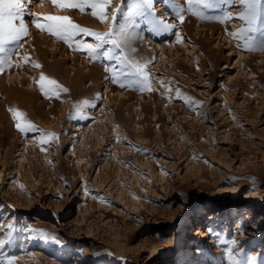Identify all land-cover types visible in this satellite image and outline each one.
<instances>
[{
	"label": "rangeland",
	"instance_id": "obj_1",
	"mask_svg": "<svg viewBox=\"0 0 264 264\" xmlns=\"http://www.w3.org/2000/svg\"><path fill=\"white\" fill-rule=\"evenodd\" d=\"M138 4L111 0L115 20L51 0L29 6L110 32L101 51L112 60H90L27 14L28 35L0 45V239L16 228L0 260L264 264V33L240 31L238 0H194L190 10L187 0H155L147 21L127 18ZM41 74L68 91L45 81L44 96Z\"/></svg>",
	"mask_w": 264,
	"mask_h": 264
},
{
	"label": "snow or ice",
	"instance_id": "obj_2",
	"mask_svg": "<svg viewBox=\"0 0 264 264\" xmlns=\"http://www.w3.org/2000/svg\"><path fill=\"white\" fill-rule=\"evenodd\" d=\"M43 0H41V3ZM52 4L60 5L61 7H67L70 9H76L80 12H84L86 8L92 10L93 17H99L101 20H105L106 17L111 15V18L115 20V13H106L105 6L111 3V0H51ZM162 2V0H161ZM189 5V10L194 2V0H187ZM197 3H203L205 7L209 6L212 0H196ZM228 3L236 4L237 0H227ZM32 3V0H0V45H3L6 42H20L24 37L28 35L29 25L25 22V15L32 16L31 24L37 29L44 30L47 28V32L56 37L57 39L68 44L69 48H72V43L75 42V50L79 51L83 49L90 60H112L115 59L110 54V51H101L104 48L105 44L109 43L108 37L112 34L109 33H99L93 32L86 28H83L75 23H73L68 16L60 15H47L41 17L39 14H34L29 11V6ZM238 3L243 6V11L238 14V18L246 22L248 27L246 29H240L241 32L253 33L261 31L264 33V25H261L260 22L264 18V0H238ZM154 4L155 0H140V4L136 5L133 9H130L127 14V18L131 19L135 16L144 17L148 20L149 14H154ZM184 11L183 8H179L176 12V18L180 21H184V16L181 14ZM41 19L47 22V24L41 23ZM223 19L226 21L231 19V13L226 11L224 13ZM158 24H162L165 31L173 27L170 23H165L162 20L156 21ZM121 33L125 36L126 40L131 39V34L127 33L126 30L122 27ZM229 35H237V33H229ZM88 37L92 36L97 41L96 43H88L83 40L78 39V37ZM179 38V37H178ZM251 42V39H250ZM3 47H0V52H3ZM25 60L28 59L27 56L24 57ZM6 61L0 60V73L4 71L3 65ZM10 64V61H7ZM35 67H41V65L36 64ZM107 71V68H106ZM114 71V70H113ZM142 71V70H141ZM122 75V74H121ZM144 81L147 80V76L143 77ZM112 83H117L121 88L125 87V84L120 82V78L116 75L110 77ZM54 86L56 91H68L66 88H62L57 85V82L49 77L41 74L39 77V89L44 96H49L51 88H48L45 84ZM131 86V85H129ZM144 84H141V91L144 88ZM103 97H101L102 99ZM95 107V105H93ZM22 114L18 111L13 112V118L17 119ZM16 128L21 132H36L38 131L30 123L27 127L22 126L19 122L16 124ZM8 239H0V249L4 248L6 244L12 242V234L16 231L14 224H9L8 226ZM29 232L37 231L40 233L41 230L28 229ZM41 239H51L57 244H60L61 241L55 236H48L46 234H40ZM233 243H238V241L233 240ZM15 257H5L3 260H0V264H13ZM234 264H239L238 261H234Z\"/></svg>",
	"mask_w": 264,
	"mask_h": 264
},
{
	"label": "bare ground",
	"instance_id": "obj_3",
	"mask_svg": "<svg viewBox=\"0 0 264 264\" xmlns=\"http://www.w3.org/2000/svg\"><path fill=\"white\" fill-rule=\"evenodd\" d=\"M74 19H75V21H76V20H78L79 18H78V17H74ZM196 217H199V216H196ZM196 217H195V218H196ZM258 241H259V240H258ZM258 241H257V243H258Z\"/></svg>",
	"mask_w": 264,
	"mask_h": 264
}]
</instances>
